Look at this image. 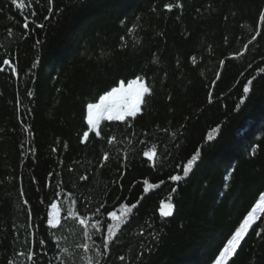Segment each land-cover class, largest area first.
<instances>
[{"label":"trees","instance_id":"16d2710c","mask_svg":"<svg viewBox=\"0 0 264 264\" xmlns=\"http://www.w3.org/2000/svg\"><path fill=\"white\" fill-rule=\"evenodd\" d=\"M262 13L264 0H0V264H32L30 250L39 264H214L264 195ZM137 76L141 112L84 142L87 104ZM69 207L99 231L85 236ZM261 229L264 213L228 264H264Z\"/></svg>","mask_w":264,"mask_h":264},{"label":"snow or ice","instance_id":"6c2138e0","mask_svg":"<svg viewBox=\"0 0 264 264\" xmlns=\"http://www.w3.org/2000/svg\"><path fill=\"white\" fill-rule=\"evenodd\" d=\"M11 4L19 11L23 10L27 4L39 3V0H10ZM46 4L49 8L53 5V0H46ZM178 7H182V5H177ZM167 9L169 11L172 10L173 5L167 4ZM31 16H35L36 12L31 11ZM49 16H45L44 19H49ZM27 19V16H26ZM259 22L264 24V13L259 16ZM34 26L39 29H43L46 25L44 23H37L33 21ZM23 27L28 29L29 24L24 23ZM257 35L259 33L257 32ZM40 43V41H37ZM251 43V41H249ZM5 65H9L11 67L10 61L3 60L0 61ZM0 71H4L3 68H0ZM12 71L15 72V68H12ZM261 71H264L262 69ZM248 85H251L252 81L249 80ZM250 88L248 86H244L243 92L248 93ZM145 94H150L149 87L145 86L143 82V77L137 76L135 79L128 81L127 85L123 80L119 82L118 87L111 88L110 91L105 92V94L99 97L98 103H89L87 104V125L89 126V131L94 133L96 137L101 136L100 124L101 121H125L129 117L135 118L137 114L141 111V105L144 102ZM211 100V95L209 96ZM89 131H85L83 135V141L87 142L89 140ZM213 136L211 134L208 135L207 140L211 141ZM145 156H147L148 160L152 161L154 156L156 155L155 151L153 152H145ZM201 156V152L197 150L194 155L187 161L186 166L183 167V177L187 178L189 173L192 171L194 164L197 162L198 158ZM104 161H107L108 156L104 155L102 157ZM103 166L102 164L100 165ZM173 181H180L182 179L181 175H174L170 177ZM82 179H86V177H82ZM72 204H75V201H72ZM137 205L132 204L130 207H126L125 215L132 212V209ZM54 210L53 214H51V218L47 219V224L52 229H58L62 227L61 219H59V209L56 204L51 205ZM166 211L162 210L161 215L164 217L172 216L174 205L168 203L165 205ZM100 211V208L95 210L96 213ZM260 213H264V195L259 196V202L255 203V207H252L251 210L247 213L245 217H242V223H239L238 227L235 228L234 234L231 235V238L227 240L225 246H223V250L219 251L218 255L213 256L214 264H228L229 259L236 253V250L240 247L241 242L244 240L245 236L248 234L249 229L252 225L259 219ZM111 221L115 223L111 224V226H106V237L102 236L105 249H108L111 244L115 243L116 239L119 238V230H120V221L122 219L115 211H111L108 213ZM67 218L75 219L78 224L81 226V229L85 236H88V228L91 226L94 230L99 231V228L96 227L99 224V220H96L95 224L90 225L88 218L85 216H78L73 212L72 208L69 207L67 211ZM264 231V229H261ZM259 235V232L256 233ZM158 239V237H154ZM42 243V242H41ZM85 251H88V246L83 245ZM19 255L27 256V260L31 261L32 264H39V255L34 251H29L28 253L20 252ZM99 255L103 256L104 252L100 251ZM121 260L124 259L123 256L120 257ZM89 264H92V261H89ZM98 264V262H97Z\"/></svg>","mask_w":264,"mask_h":264},{"label":"rangeland","instance_id":"374dc122","mask_svg":"<svg viewBox=\"0 0 264 264\" xmlns=\"http://www.w3.org/2000/svg\"><path fill=\"white\" fill-rule=\"evenodd\" d=\"M143 82L145 83L144 80H143ZM125 84L127 85V83H125ZM118 86H119V85H118ZM118 86H117V87H118ZM145 86H147L146 83H145ZM145 95H146V94H145ZM98 102H99V100H98L96 103H98ZM141 108H142V105H141ZM140 112H141V111H140ZM140 112H139V113H140ZM139 113H138V114H139ZM86 121H87V118H86ZM104 121H108V120H104ZM101 122H102V121H101ZM88 131H89V126H88ZM89 133H90V131H89ZM53 212H54V211H53Z\"/></svg>","mask_w":264,"mask_h":264}]
</instances>
